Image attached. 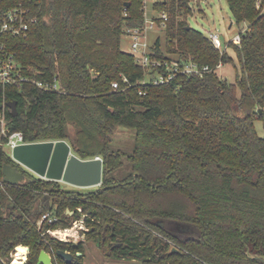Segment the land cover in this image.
I'll list each match as a JSON object with an SVG mask.
<instances>
[{"label":"trees","instance_id":"obj_1","mask_svg":"<svg viewBox=\"0 0 264 264\" xmlns=\"http://www.w3.org/2000/svg\"><path fill=\"white\" fill-rule=\"evenodd\" d=\"M256 1L226 0L236 23L247 25L239 45L228 43L235 60L179 18L192 14L191 0L153 2L169 19L165 51L157 37L151 58L212 69L157 84L151 76L162 69L141 67L121 48L125 28L143 24V0L32 2L36 22L8 46L24 74L55 77L61 91L0 84V104L17 108L12 115L4 106L6 127L27 142L65 140L81 159L100 157L102 182L84 192L63 189L14 161L2 136L0 264H10L17 246L11 264H36L42 249L53 264H83L87 241L109 258L141 264H264V136L254 127L264 121V13ZM219 63L232 65L231 79L217 74ZM117 127L131 130V152L115 148ZM124 156L130 171L117 180L112 172ZM5 163L30 181L3 182ZM45 213L55 220L39 223ZM82 214L86 239L48 233Z\"/></svg>","mask_w":264,"mask_h":264},{"label":"built area","instance_id":"obj_2","mask_svg":"<svg viewBox=\"0 0 264 264\" xmlns=\"http://www.w3.org/2000/svg\"><path fill=\"white\" fill-rule=\"evenodd\" d=\"M36 1L38 0H0V84L5 86L28 83L42 91L60 92V86L55 77L52 79H43L39 78L36 73L33 75L24 74L22 72L21 66L15 58L14 52L11 51L8 46L9 38L26 36L31 25L36 22L37 19L33 14L32 9V2ZM148 1L149 0H143V24L135 27H126L125 33L131 39V53L134 55L137 64H139L141 67H147L149 69H162L161 72H156L151 76L152 82L156 84L167 83L171 81L176 76V74L179 73L186 74L188 76H201L203 73L211 71L212 69L208 65H199L191 59L182 58L180 61H168L165 59L158 60L151 58L150 45L147 42L148 33L150 30H153L154 27H158L161 29L164 28L166 22L169 19V15L166 11H159L158 16L147 19L146 5ZM155 1L161 0H153V2ZM256 8L260 11V13H264V0H257ZM246 29L247 25H245L238 34H235L229 42L239 45L242 35L245 34ZM206 36L213 47L220 52H223L228 46L229 42H227L224 48H222V43L219 40V35L215 31H207ZM222 65V63H219L215 67V70ZM123 80L126 79L123 78ZM141 83H145V81H142ZM111 85L113 89L118 88L117 82H113ZM139 93L144 94V92L141 91ZM2 136L5 138V141L3 143L5 144L6 148H9L10 150L18 145L28 143L24 140L22 132H11L6 127L4 106L0 108V140ZM79 211H81V209H79ZM84 217L85 215L82 214L80 218L74 219L72 221V225L70 227L60 229H62L63 231L71 229L76 233L79 229L82 230L83 228L85 230L86 228L83 227ZM44 220L51 222L52 220H55V218L50 217L49 213H45L41 216L39 223ZM60 229L47 231L48 233L54 234L53 231L59 233ZM66 234L67 235H64L62 237L57 235H54V237L65 242H76L75 240L73 241L71 239V234ZM16 248L17 247H15L11 253L12 258H14L17 254ZM26 249L28 252L27 247ZM25 259L26 257L24 258V260Z\"/></svg>","mask_w":264,"mask_h":264},{"label":"rangeland","instance_id":"obj_3","mask_svg":"<svg viewBox=\"0 0 264 264\" xmlns=\"http://www.w3.org/2000/svg\"><path fill=\"white\" fill-rule=\"evenodd\" d=\"M152 2L153 0H149L146 5V18L151 19L152 17H156L159 15L158 11L152 9ZM192 6H193V12L190 15H179V18H183L187 21L188 25L204 35L207 34V31H215L219 35V40L222 43V48L226 45L227 42L231 40V38L238 34L241 29L246 25L243 23H236L235 19L233 18V15L231 14L226 0H191ZM159 37L161 39L163 51H165V40L163 31L161 28L154 27L153 30H150L147 36V42L149 45L153 44L155 39ZM131 39L126 34L123 33L121 37V48L124 51L131 53ZM227 52L231 57L235 60V54L228 46L226 47ZM217 74L225 79L229 80L233 76V67L231 64H223L222 66L218 67L216 69ZM254 127L258 135L264 136V121L261 119H255L254 121ZM73 128L69 126V131L72 133ZM131 130L123 128V127H117L116 128V137L114 140L115 148L119 147L125 152L129 153L132 150L131 144ZM1 142V140H0ZM5 146V144H4ZM6 147V146H5ZM7 152L11 154V150L9 148H6ZM123 165L122 167L112 172V176L115 179H121L125 177L129 171H130V164L128 159L124 156L123 159ZM63 189L68 190H74V189H80L79 191H87L88 189H92L94 187L90 188H78L69 184H66L64 182L59 183ZM97 187V186H96ZM89 191V190H88ZM66 213L71 216L72 212L69 210H66ZM83 227H85L83 225ZM60 229L57 228L55 230ZM82 230H84L82 228ZM81 229L78 230L76 233L73 230L68 229L67 231H63L60 229L59 233H56V231L50 234V236L54 237V235L62 237L64 235H67L66 233L71 234V239L74 241L84 240L86 239L85 235L81 232ZM85 255L83 258V264H141L139 260L133 259V260H117L113 258L107 257L105 254H103L99 250V246L97 244H94L92 241H87L85 243ZM13 259V258H12ZM12 263V262H11Z\"/></svg>","mask_w":264,"mask_h":264},{"label":"water","instance_id":"obj_4","mask_svg":"<svg viewBox=\"0 0 264 264\" xmlns=\"http://www.w3.org/2000/svg\"><path fill=\"white\" fill-rule=\"evenodd\" d=\"M124 5L127 6L128 3L126 2ZM2 106H7L12 115L17 114L15 101L0 104V108ZM10 156L25 169L46 180L64 182L78 188L96 187L102 182V159L98 156L91 159L79 158L72 152L70 145L65 140L21 144L11 150ZM2 176L3 181L10 185L30 181L21 171L6 163L2 167ZM8 206L10 207L11 204ZM158 225L162 227L163 223L159 222ZM171 250L178 251L175 247H172ZM246 253L252 257L248 250ZM56 254L67 262H71L73 259V255L67 251L59 250ZM259 258L264 261V258ZM36 264H53L52 256L42 249Z\"/></svg>","mask_w":264,"mask_h":264},{"label":"flooded vegetation","instance_id":"obj_5","mask_svg":"<svg viewBox=\"0 0 264 264\" xmlns=\"http://www.w3.org/2000/svg\"><path fill=\"white\" fill-rule=\"evenodd\" d=\"M24 168V167H23ZM25 169V168H24ZM25 176V175H24ZM183 230H185V229H183ZM12 261V260H11ZM25 261V260H24ZM10 264H11V262H10Z\"/></svg>","mask_w":264,"mask_h":264},{"label":"bare ground","instance_id":"obj_6","mask_svg":"<svg viewBox=\"0 0 264 264\" xmlns=\"http://www.w3.org/2000/svg\"><path fill=\"white\" fill-rule=\"evenodd\" d=\"M71 230V229H70ZM61 233V232H60ZM64 236V234H62Z\"/></svg>","mask_w":264,"mask_h":264}]
</instances>
